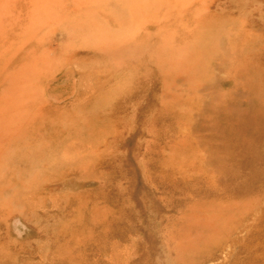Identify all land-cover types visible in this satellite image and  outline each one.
I'll return each instance as SVG.
<instances>
[{
    "label": "rangeland",
    "instance_id": "374dc122",
    "mask_svg": "<svg viewBox=\"0 0 264 264\" xmlns=\"http://www.w3.org/2000/svg\"><path fill=\"white\" fill-rule=\"evenodd\" d=\"M0 264H264V0H0Z\"/></svg>",
    "mask_w": 264,
    "mask_h": 264
},
{
    "label": "bare ground",
    "instance_id": "6f19581e",
    "mask_svg": "<svg viewBox=\"0 0 264 264\" xmlns=\"http://www.w3.org/2000/svg\"><path fill=\"white\" fill-rule=\"evenodd\" d=\"M221 13V12H220ZM176 83V82H175ZM230 86V85H229ZM180 92V91H179ZM165 97V96H164Z\"/></svg>",
    "mask_w": 264,
    "mask_h": 264
}]
</instances>
